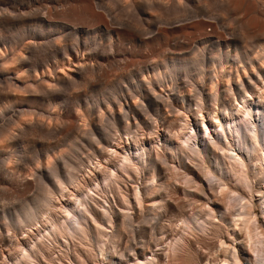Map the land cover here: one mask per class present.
<instances>
[{
	"label": "bare ground",
	"instance_id": "6f19581e",
	"mask_svg": "<svg viewBox=\"0 0 264 264\" xmlns=\"http://www.w3.org/2000/svg\"><path fill=\"white\" fill-rule=\"evenodd\" d=\"M36 137L71 143L62 152L57 144L41 167ZM79 142L88 157L84 145L70 151ZM168 145L178 158L173 173ZM87 166L103 186L115 181L113 199L128 209L73 193ZM0 181L22 202L9 220L0 203L6 228L54 219L43 210L55 194L80 202L50 220V231L89 249L58 264H177L173 239L209 226L224 230L190 264H264V0H0ZM35 182L41 192L29 200ZM165 201L170 219L158 209ZM12 237L3 234L2 244L12 246ZM4 249L0 256L13 255ZM24 249L16 264L40 252Z\"/></svg>",
	"mask_w": 264,
	"mask_h": 264
},
{
	"label": "rangeland",
	"instance_id": "374dc122",
	"mask_svg": "<svg viewBox=\"0 0 264 264\" xmlns=\"http://www.w3.org/2000/svg\"><path fill=\"white\" fill-rule=\"evenodd\" d=\"M93 95V94H92ZM94 96H96L95 94H94ZM93 96V97H94ZM93 99V98H92ZM96 137V136H95ZM36 138H39V139H36L35 140V142L37 143H35V147H37V148H39V149H36L35 150V155L37 156H35V160H36V162H39V166H40V163H41V160H42V163H41V167H43V165L44 164H46V162L47 161H45V159H47L48 160V158H50V156H51V158L53 157V154L55 153V152H57L58 153V151L59 150H56L57 148H59L60 147V150H61V148H62V150L64 151V145H66V146H68V141L69 140H64V141H59L60 143H64L63 144V147H61L62 146V144H60L58 141H57V139H55L56 140V143L55 142H53V138H51V139H45V138H43V139H45V142H43L42 140H41V137H36ZM90 139V138H89ZM89 139H88V141H89ZM91 139H92V137H91ZM93 139H94V137H93ZM96 139H97V137H96ZM96 139L94 140V141H96ZM41 143H40V142ZM46 141H47V143L49 142V143H51V144H53L52 146L53 147H50V149L52 150V151H54L53 153H52V151L51 150H49V151H45V148H43V147H45L46 145L45 144H47L46 143ZM51 141V142H50ZM67 143H66V142ZM71 141V140H70ZM69 141V143H71ZM86 142H84L85 144H87L88 143V141H87V139L85 140ZM90 141H92V140H90ZM178 141H180V140H178ZM176 142L175 140L173 141V143L175 144L174 146H179V142ZM39 143V144H38ZM45 143V144H44ZM66 143V144H65ZM82 144V146H80V142L78 143V147H76L75 145H72L73 146V148L72 149H70V151H75V148H77V149H80V147H82L81 149H82V151L84 150L85 152H86V147H87V145H85V144ZM158 143V144H157ZM57 144H58V146H57ZM177 144V145H176ZM41 145H42V149H41ZM60 145V146H59ZM70 145V144H69ZM71 145H70V147H71ZM152 145L154 146H157V145H159L160 146V142H159V140L158 139H155V140H152ZM57 146V148L55 149V147ZM86 146V147H85ZM237 146V145H236ZM75 147V148H74ZM68 148H69V146L65 149V151H68ZM88 148V147H87ZM169 148V149H168ZM28 152L30 153V155L32 154L31 153V151H33L32 149H33V146L31 147V144L28 146ZM55 149V150H54ZM86 149V150H85ZM133 149H134V147H133ZM166 149H167V152L166 153H168L167 154V156H168V158L169 159H171L170 160V164L169 165H171L170 167H172V170L173 171H171L172 173L173 172H175V171H177L176 169H178V165H177V160H178V158H177V153H176V151H175V149H173V148H170V145H168L167 147H166ZM166 149H165V151H166ZM172 149V150H171ZM37 150H39L38 152H37ZM62 150L61 151H59V152H62ZM89 150H91V149H89ZM89 150H87V155H84V157H88L89 155H90V153L88 152ZM42 151L44 152V153H42ZM81 151V150H80ZM81 151V154L83 155V152ZM169 151H170V153H169ZM174 151H175V155H174ZM85 152H84V154H85ZM47 153H51L50 154V156L49 155H47ZM88 153H89V155H88ZM91 153H92V150H91ZM172 153V154H171ZM39 154H41V157L40 156H38ZM171 154V155H170ZM46 155V156H45ZM55 155V154H54ZM172 155H173V158H172ZM47 156H48V158H47ZM176 157V158H175ZM38 159V160H37ZM41 159V160H40ZM44 159V160H43ZM121 157L117 160V162H119V163H117V165H119V164H121ZM93 160V159H92ZM96 159H94L93 161H95ZM171 161H173V162H171ZM36 162H35V164H36ZM45 162V163H44ZM96 162V161H95ZM95 162H94V164H95ZM88 163V162H87ZM28 164H30V163H28ZM27 164V169H28V171H30V169L35 165L34 163H31L30 164V166H31V168H30V166ZM34 164V165H33ZM92 166H93V164H91ZM91 165H89V166H91ZM37 166H38V163H37ZM37 166L35 165L34 167L35 168H37ZM33 167V168H34ZM32 168V169H33ZM174 168V169H173ZM87 169L88 170H86V168H85V173H84V171L83 172H81V173H83V174H81L80 173V176L82 175V177H79V181H80V183H82L84 180V182H83V186L82 185H79L78 187L80 188V192L81 193H79V191L77 190V189H75V191L73 190V193H75V194H77L79 197L81 196V198L83 197V199H85V198H88L89 200H91L90 202H92V201H94L93 202V205H95L97 202V204H96V206H98L99 204H100V206L99 207H104L105 209H107V210H114V209H118V207H125V206H127V205H122L121 204V202L120 201H118V200H114L113 199V195L115 196V195H117V193L119 192V190H118V188L117 187H115L116 186V183H115V181L114 182H111L110 184L111 185H109V186H103V184H102V180L99 182L98 180H96L95 178H94V176H92L90 173H89V171H91V173L93 172V169H92V167H88L87 166ZM171 170V169H170ZM169 170V171H170ZM175 170V171H174ZM35 171H36V169H35ZM86 172H87V174H86ZM29 173V172H28ZM170 173V172H169ZM87 175V176H86ZM87 178V180L88 181H86V178ZM88 176H90V182H89V178H88ZM91 177L93 178V179H91ZM81 178H82V180H81ZM84 179V180H83ZM93 180V181H92ZM97 182H96V181ZM85 182H86V184H85ZM95 182V183H94ZM36 183V182H35ZM101 183V184H100ZM114 183V184H113ZM98 185V186H96V185ZM92 185V186H91ZM101 185H102V187H101ZM90 186V187H89ZM113 186V187H112ZM39 186H38V184L36 183L35 184V190L33 189V188H28V189H26L25 190V193H24V195H25V197L26 198H28L29 200H31L32 198H33V196H34V194H35V197L37 198L38 197V195L40 194V192H41V188L39 187V191L40 192H37L38 191V188ZM95 187V188H94ZM97 187V188H96ZM102 188V190H101V188ZM105 187V188H104ZM107 187V188H106ZM110 189H109V188ZM115 187V188H114ZM174 187V186H173ZM99 188V189H98ZM84 189H86V190H84ZM91 189V190H90ZM97 189V190H96ZM106 189V190H105ZM113 189H115V190H113ZM116 189L118 190V191H116ZM15 190V189H14ZM83 190V191H82ZM107 190H109V191H107ZM174 190V188H171V192ZM4 191H6L5 189H3V184H2V182L0 181V195H1V197H0V203H2L3 202V204L2 205H4L5 204V206H2L1 204V206L3 207V208H7V216H8V219L7 220H9V218H10V216H11V212H13V211H15V210H17V209H20V205H21V203L22 202H20L21 201V199L19 198V197H17L16 196V201H15V195H9V193H6V194H4ZM11 191H13L12 189L9 191V192H11ZM17 190H15V191H13V192H16ZM92 192V193H90V192ZM116 191V192H115ZM34 192V193H33ZM114 192V193H113ZM37 193V194H36ZM69 193V192H68ZM83 193V194H82ZM111 193H112V196H111ZM2 194H4L5 195V197L2 195ZM8 194V195H7ZM30 196H29V195ZM95 194V195H94ZM101 194V195H100ZM174 193L172 192V195H173ZM92 195V196H91ZM94 195V196H93ZM175 195V194H174ZM172 196L173 197V200H176L177 198H176V195L175 196ZM5 198V200L3 199V198ZM11 197H12V199H11ZM14 197V198H13ZM58 197V198H57ZM11 199V201H10V199ZM36 198H35V202H36ZM61 197H60V194H55L54 196H53V199H55L53 202H51V204H50V206L48 205V209L47 208H45V210H43V215L45 214V215H47L48 214V217L49 218H51L52 216H53V218L54 219H49V221L50 220H56L57 218L58 219H60V218H62V217H64L65 215H66V210H68V206H69V210L71 211V209H72V211L73 210H75V209H78V208H80V206H81V204H80V202L78 201V200H76L78 203H76V201H74V202H69V201H65V200H62V199H60ZM67 197H65V199H66ZM99 198V199H98ZM176 198V199H175ZM3 199V201H1ZM88 199H87V201H88ZM15 201V203H14V206H13V202ZM86 200V199H85ZM98 200V201H97ZM7 201V203H4V202H6ZM19 201V202H18ZM59 201V202H58ZM65 201V202H64ZM89 202V201H88ZM90 202H89V204H90ZM96 202V203H95ZM112 202V203H111ZM174 202V201H173ZM10 203V204H9ZM11 203H12V205H11ZM17 203H20V204H18V205H16ZM54 203V204H53ZM70 203V204H69ZM74 203H76V204H74ZM83 203H85V202H83ZM95 203V204H94ZM116 203V204H115ZM174 203H176V202H174ZM61 204H63V205H61ZM92 204V203H91ZM119 204V205H118ZM163 204H164V206H163ZM163 204H160V206H159V210L161 209L162 210V212L164 213L163 215H164V217L166 218V219H170L171 218V216H173V209H172V207H171V204L169 203H167L166 201L163 203ZM9 206L10 208V210H8V207H6V206ZM54 205V206H53ZM107 205V206H106ZM109 205V206H108ZM0 206V208L2 209V207ZM16 206V207H15ZM19 206V207H18ZM57 206V208H55ZM79 206V207H78ZM112 208H111V207ZM136 207V206H138L139 207V205L138 204H132L131 205V207ZM162 206H163V208H162ZM12 207V208H11ZM13 207H14V209H13ZM63 207V208H62ZM64 207H66V208H64ZM78 207V208H77ZM131 207H129V208H131ZM16 208V209H15ZM53 208V209H52ZM71 208V209H70ZM110 208V209H109ZM125 208H127L128 209V207H125ZM52 209V210H51ZM55 209V210H54ZM64 209H66V210H64ZM13 210V211H12ZM50 210H51V212H50ZM110 210V211H111ZM161 210H160V212H161ZM45 211H47V212H45ZM65 211V212H64ZM167 214H166V213ZM47 213V214H46ZM258 213H259V219H260V221H259V224L261 223V224H263L264 225V218L263 217H261L262 215H261V211L259 210L258 211ZM55 214V215H54ZM56 214H57V216H56ZM59 214V215H58ZM65 214V215H64ZM2 219V220H1ZM49 221L48 222H42V224L44 225H42L41 223H40V225L37 223V222H34V224H33V222L31 223V225H29L30 223H28V227H26V225L24 226L25 228H27V229H25L24 227L22 228L24 231H23V233L21 232V228L20 229H16V228H14L13 229V227H11L10 226V228L8 229V228H6L5 226H3V225H1V222H4V219H3V217H2V215H0V230H1V232L4 234V235H7V236H10V237H12V236H14V237H16L15 235H17V239H18V241H20V244H19V242H17V239H15L14 237H12V238H14L13 239V245H14V248H16L15 250H13L14 248H12V246H10V244H7L6 246L5 245H3L2 244V242H1V239H0V249H4L5 247L7 248V249H9L10 247H11V251H12V253H13V255H8L7 253H5L3 256H0V261L1 260H3V261H1L0 263L2 264V262H3V264H16L15 263V261H17V260H19L20 262H21V256L23 255H25L26 253H27V251L26 250H28V252H33L34 250H35V248H36V250L34 251V252H36V254H37V249H40L39 251L41 252V254H40V252H39V254L36 256V257H38V258H36V257H34L39 263H37V261L36 262H34V258H33V260H31L30 262L32 263V264H58V263H64L65 261H68L69 260V256L67 255V252L69 251V252H76V251H79L80 249H84V248H81L84 244H85V248L86 249H89V245L87 244V242H82V243H84V244H82V245H80L81 244V240L79 241V239H73V241L75 240V241H79L80 242V244H79V242L77 241V242H75V243H73V241H71L72 239L70 238L69 239V236H67V234H65L63 231V233H64V235H63V233H61L62 235H63V237H62V235L60 234V235H58L59 233H58V231H54V232H56V233H58V234H56L57 236H58V239H56L57 237L53 234V233H51V229L52 230H54V225H53V222H50L49 223ZM46 223H49V225L48 224H46ZM39 225V227H38V225ZM46 224V225H45ZM256 224L257 223H255V222H253V223H251L250 224V226L252 227V228H250L251 229V231H252V229L254 230L253 231V233L257 230V232H258V230H259V228L258 229H256V227H258V225L256 226ZM34 225H37L36 227L34 226ZM48 225V226H47ZM51 225V226H50ZM53 225V226H52ZM255 226V227H254ZM29 227H31V228H29ZM52 227V228H51ZM218 227H220V226H218ZM216 228V227H212V228H210V226H209V231H206V232H202V231H197V232H195L194 231V233L193 234H195V235H192L190 232L191 231H185L186 233L184 234V232L182 231V229H181V231H182V234L184 235V237L183 238H185V239H181L180 238V240L178 239V238H174L173 239V241L169 244V246H168V253H170L169 255H171V258L172 257H176L175 258V261H173V262H175V263H179V262H181V261H183V262H181V263H179V264H190L189 262H188V259H190V258H192V259H194L195 261H196V258H197V252H196V250H198V248L200 247V246H206L207 248H212L213 249V247H215L214 246V244H216V242H218V240L215 242V240H216V238H217V236L220 234V233H222L223 232V227H220V228ZM4 228V229H3ZM6 228V229H5ZM38 228V229H37ZM42 230H40V229ZM50 228V229H49ZM10 229H12V230H10ZM28 229H30V230H28ZM32 229H34V231L32 230ZM35 229H37V230H35ZM212 229V230H211ZM221 229V230H220ZM8 230V231H7ZM10 230V231H9ZM17 230V231H16ZM25 230H27V231H25ZM38 230H39V232H42V233H40L39 234V232H38ZM6 231V232H5ZM15 231L17 232V233H15ZM20 231V232H19ZM32 232L31 234H30V232ZM180 231V232H181ZM0 232V235L2 236L3 234ZM9 232H11L10 234H7V233H9ZM26 234H25V233ZM35 232V233H34ZM46 232V233H45ZM187 232H188V234L190 235V236H186L187 235ZM199 232V233H198ZM212 232V233H211ZM217 232V233H216ZM6 233V234H5ZM256 233V232H255ZM21 234H23V236L21 235ZM36 234V235H35ZM41 234H42V236H41ZM12 235V236H11ZM19 235V236H18ZM29 235H30V238H28L29 237ZM67 237H66V236ZM207 235V236H206ZM216 235V236H215ZM0 236V237H1ZM25 236V237H24ZM37 236V237H36ZM45 236H47L46 238H44ZM55 236V237H54ZM59 236H61V237H59ZM24 237V240L22 239V238ZM34 237V238H33ZM40 237H41V239L43 240V243L41 244L40 242L42 241H40L39 243H40V245L37 243L38 242V239L40 240ZM54 237V238H53ZM187 237H189V238H187ZM49 238H53V239H49ZM63 238V239H62ZM28 239V240H27ZM45 239V240H44ZM65 239L67 240V241H65ZM148 238H143L142 239V241H148L147 240ZM175 239H176V241H175ZM189 239V240H188ZM56 240V241H55ZM58 240V241H57ZM139 240H141V239H139ZM180 241V242H178V244H176L177 243V241ZM34 241V242H33ZM52 241V242H51ZM61 241V242H60ZM65 241V242H64ZM68 241H70V248H68V246H69V244L68 245H66L67 243L66 242H68ZM145 241V242H146ZM176 243H175V242ZM191 241V242H190ZM21 242L23 243V244H21ZM24 242H26V243H24ZM36 242V243H35ZM59 242V243H58ZM35 243V244H34ZM54 243V244H53ZM55 243H57V245L55 244ZM63 243V244H62ZM69 243V242H68ZM36 244H38V245H36ZM45 246H44V245ZM73 244L76 246H74L73 247ZM174 244H176V246L174 245ZM180 244V245H179ZM10 246V247H7V246ZM20 247H19V246ZM24 245V246H23ZM33 245L35 246V247H33ZM77 245H79V246H77ZM23 246V247H22ZM28 246H29V248H28ZM32 248H31V247ZM37 246V247H36ZM57 246H59L60 248H58ZM175 246V247H174ZM17 247H19L20 249L19 250H21L22 251V249H24L26 252H25V254L24 253H22L21 251H18V249H17ZM52 247V249L51 250H53L55 253H53V251H51L50 249V252H49V250H47L48 248H51ZM64 249H63V248ZM6 248L4 249V250H6ZM22 248V249H21ZM34 248V249H33ZM54 248V249H53ZM56 248V249H55ZM75 250H74V249ZM170 248H171V250H170ZM31 249H33V251L31 250ZM79 249V250H78ZM177 249V250H176ZM212 249H209V250H212ZM17 250V251H16ZM24 250H23V252H24ZM45 250V251H44ZM47 250V251H46ZM57 250H58V252H57ZM67 250V251H66ZM60 251V252H59ZM14 252H15V255H14ZM17 252V253H16ZM46 252V253H45ZM178 252V253H177ZM19 253H21V255L19 254ZM63 253L64 254V256H63V254H62V256H61V254ZM232 253H234V250L232 251ZM20 256H19V255ZM44 254V255H43ZM49 254H51V255H49ZM108 254H110L109 252L107 253V255ZM176 254V255H175ZM209 254V253H208ZM43 256V258L46 260V261H48V262H43V258H41L42 256ZM53 255V256H52ZM56 255V256H55ZM57 255H59L58 257L59 258H57ZM210 255H214V253H212V251H211V253H210ZM16 256H18L19 257V259H18V257H16ZM51 256V257H50ZM57 258V261H56V259H55V257ZM61 256V257H60ZM73 256V255H72ZM72 256H70V257H72ZM7 257V260L5 259ZM16 257V258H15ZM40 257V258H39ZM62 257L65 259H62ZM254 257V256H253ZM2 258V259H1ZM6 260H4V259ZM14 260H13V259ZM51 258H54V259H51ZM68 258V259H67ZM39 259H40V261H39ZM51 259V260H50ZM60 259H62V260H60ZM9 260V262H7ZM174 260V259H173ZM179 261V262H176V261ZM18 261V263L20 264V262ZM53 261V262H52ZM55 261V262H54ZM62 261V262H61ZM107 261H108V259H107ZM50 262V263H49ZM186 262V263H185ZM17 263V264H18ZM28 264V263H27ZM30 264V263H29Z\"/></svg>",
	"mask_w": 264,
	"mask_h": 264
}]
</instances>
